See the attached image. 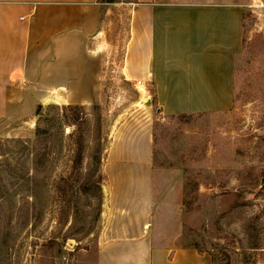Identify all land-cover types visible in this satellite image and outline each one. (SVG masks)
<instances>
[{
  "label": "rangeland",
  "instance_id": "obj_1",
  "mask_svg": "<svg viewBox=\"0 0 264 264\" xmlns=\"http://www.w3.org/2000/svg\"><path fill=\"white\" fill-rule=\"evenodd\" d=\"M125 1L101 18L94 80L0 118V264H152L162 247L264 264V0H221L242 9L231 107L177 116L132 75ZM72 157L89 177L75 197L53 187Z\"/></svg>",
  "mask_w": 264,
  "mask_h": 264
},
{
  "label": "crops",
  "instance_id": "obj_2",
  "mask_svg": "<svg viewBox=\"0 0 264 264\" xmlns=\"http://www.w3.org/2000/svg\"><path fill=\"white\" fill-rule=\"evenodd\" d=\"M115 4L0 0V118L23 114L26 106L29 112L33 96L52 90L76 96L72 90L80 81L94 80L97 43L106 37L108 25L101 18L105 22L117 11ZM119 5L131 16L125 43L132 75L142 83L150 80L164 114L231 107L233 58L242 45L240 4L130 0ZM152 258V264H212L208 255L192 248L162 247L153 250Z\"/></svg>",
  "mask_w": 264,
  "mask_h": 264
},
{
  "label": "trees",
  "instance_id": "obj_3",
  "mask_svg": "<svg viewBox=\"0 0 264 264\" xmlns=\"http://www.w3.org/2000/svg\"><path fill=\"white\" fill-rule=\"evenodd\" d=\"M117 1H124V0H99V2H102V3H112V2H117ZM127 1V0H126ZM233 86H234V69H233ZM154 97V96H153ZM61 110H62V113L60 114V116H63L64 115V112L66 110H72L73 111V115H77V112L79 110L82 109V107L80 105H71V104H68V105H63L60 107ZM39 109H40V104L37 105L36 107V111H35V114H39ZM186 114H193V113H176V114H170V116H177V115H186ZM71 125H75L76 124V120H72L71 122H69ZM35 135L37 136V140L38 141V135L40 136V133L41 131L39 130L38 127L35 128ZM75 134H77V131H73L69 134L70 137H73ZM83 150V147H76L75 148V151L77 152V154H81V151ZM39 148L38 150L35 152L34 154V159H33V163L36 162V160L40 157L39 156ZM42 152V151H41ZM41 158V157H40ZM35 160V161H34ZM68 167H67V174L66 176H63L62 174H58V176L56 177L57 179H55V181L53 182V187L55 190H58L60 188V182H64L65 185L68 187V192L70 193V195L74 196L78 193H87V190H88V175L86 174H81V157L78 158V159H73L70 158L68 160ZM33 170H35L36 172V169H37V166L36 164H33L32 166ZM95 187L97 190H99V185L98 183L96 182L95 184Z\"/></svg>",
  "mask_w": 264,
  "mask_h": 264
}]
</instances>
